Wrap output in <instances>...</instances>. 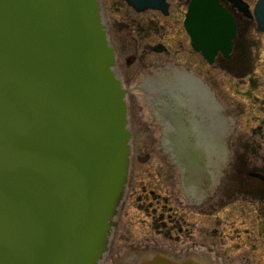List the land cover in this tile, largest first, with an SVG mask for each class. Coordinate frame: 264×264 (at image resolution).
I'll use <instances>...</instances> for the list:
<instances>
[{
    "label": "water",
    "instance_id": "water-1",
    "mask_svg": "<svg viewBox=\"0 0 264 264\" xmlns=\"http://www.w3.org/2000/svg\"><path fill=\"white\" fill-rule=\"evenodd\" d=\"M221 1L264 33V0H189L183 26L208 63L236 37ZM125 99L98 0H0V264H101L128 178Z\"/></svg>",
    "mask_w": 264,
    "mask_h": 264
},
{
    "label": "flooded vegetation",
    "instance_id": "flooded-vegetation-1",
    "mask_svg": "<svg viewBox=\"0 0 264 264\" xmlns=\"http://www.w3.org/2000/svg\"><path fill=\"white\" fill-rule=\"evenodd\" d=\"M165 3L166 14L157 9L137 12L125 3L138 16L128 19L137 40L153 34L162 39L168 24L180 22L189 42L183 26L189 0L186 4L183 0ZM221 3L236 23L229 60L218 53L208 63L190 42V50L183 49L180 36L169 37L176 48L170 42L142 46L129 56L130 63L125 59L124 67L119 68L116 54L117 74L126 91L130 162L102 264L106 259L112 261L115 240L124 244L119 253L126 256L122 264L151 262L155 255L172 264H229L233 261L226 252L233 236L237 247L245 251L240 260L245 264L259 261L256 256L264 249V168L244 166L245 178H239L241 172L232 178L227 142L222 150L218 147L220 139L229 136L231 122L221 116L224 109L216 99L210 68L217 60L223 64L232 61L240 18L244 17L232 4ZM243 46L240 42L239 47ZM129 201L146 213L151 231L135 241L118 230ZM236 203H242L236 211L238 220L232 218ZM184 207L192 209L191 222Z\"/></svg>",
    "mask_w": 264,
    "mask_h": 264
},
{
    "label": "rangeland",
    "instance_id": "rangeland-1",
    "mask_svg": "<svg viewBox=\"0 0 264 264\" xmlns=\"http://www.w3.org/2000/svg\"><path fill=\"white\" fill-rule=\"evenodd\" d=\"M98 1L109 27V35L115 47L119 68L125 66L127 57L129 58L130 55L143 47L147 48L148 45L159 42L169 44V37L180 36L177 39L182 41L183 49L190 50L188 39L182 31L180 22L168 24L165 30L161 32L165 35L162 39L154 37L153 34L139 41L134 37L135 32L128 22V19H136L138 16L124 1ZM244 1L252 9L257 0ZM183 2L186 4L187 0H183ZM240 19L242 21L239 22L232 61L223 64L217 60L210 68L213 72L212 78L215 85L216 99L224 109L221 111V116H226L228 122H231L229 136L225 137V140L222 137L218 147L222 150L224 143L227 142V151H230L228 157L231 163L229 174L232 178H235L239 172H241L239 178H245L244 166L254 170L255 168L259 170L264 168V33L257 29L254 20L244 17ZM240 42L244 44L242 49L239 47ZM170 44L174 46L173 48L177 47L176 42H170ZM241 50L242 53L240 54ZM240 204L242 203H236L234 212L241 209ZM243 208L248 209V206ZM184 209L189 214L187 220L191 222V207H184ZM126 210L127 214L119 222V234L126 231L128 238L134 241L139 237L150 235L149 219L146 213L132 205L130 201L126 206ZM238 217L237 212L232 216L233 219L237 220ZM120 242V240L114 241L110 250L112 261L106 259L104 264H122L126 256H120L119 254L123 251L122 245H124ZM236 242L237 239L233 236L232 245L226 252L228 258L233 261L229 264H245L240 260L245 251L238 248ZM116 253L117 256H115ZM256 257L259 259L257 264H264V249L261 250V255Z\"/></svg>",
    "mask_w": 264,
    "mask_h": 264
},
{
    "label": "bare ground",
    "instance_id": "bare-ground-1",
    "mask_svg": "<svg viewBox=\"0 0 264 264\" xmlns=\"http://www.w3.org/2000/svg\"><path fill=\"white\" fill-rule=\"evenodd\" d=\"M108 248H109V247H108ZM107 251H108V249H107ZM103 259H104V258H103ZM102 262H103V260H102ZM102 262H101V263H102Z\"/></svg>",
    "mask_w": 264,
    "mask_h": 264
}]
</instances>
